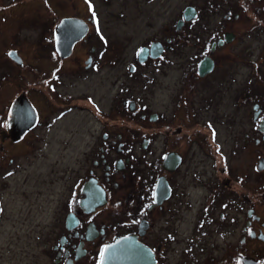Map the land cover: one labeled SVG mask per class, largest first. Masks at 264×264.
Returning <instances> with one entry per match:
<instances>
[{
	"label": "flooded vegetation",
	"instance_id": "1",
	"mask_svg": "<svg viewBox=\"0 0 264 264\" xmlns=\"http://www.w3.org/2000/svg\"><path fill=\"white\" fill-rule=\"evenodd\" d=\"M28 1L0 0V35L5 37L6 24L22 32L33 23L41 30L39 42H49L52 49L50 56L41 51L39 59L34 57L37 65L32 67L18 46L0 52V213L6 205L12 214L10 223L12 218L39 219L40 231L32 237L34 249L24 264H101V252L108 245L130 236L149 249L156 264H237V253L244 256L241 264L250 259L245 258L248 254L264 258V0H228L224 19L211 30L208 40L198 41V54L187 60L178 110L169 116L151 112L155 105L145 103L131 88L125 92L120 85L116 87L125 76L124 61L109 50L123 40L110 39L104 32L97 0H77L70 12L53 13V25L47 23L50 34H46L39 6H24ZM42 1L47 7L54 2ZM186 8L178 22L184 19ZM195 10L194 22L202 9ZM66 18L83 20L88 29L71 55L62 57L56 47V29ZM189 22H184L183 30L177 23V32L166 39L148 38L135 62H130L128 73L136 77L141 68L159 60L170 63L171 51L188 41L186 30L194 25ZM243 34L249 39L242 40ZM226 35H232L229 42ZM251 37L255 38L256 59L248 54ZM221 39L225 42L220 46ZM239 41L245 55L236 52L228 60L216 54ZM154 43L162 44V55L153 58L150 51L141 62L139 51L151 49ZM83 52L86 57L81 56ZM205 59L213 62V69L201 76L199 67ZM12 63L26 67L13 77L8 68ZM237 64L249 69L240 83L234 72H228ZM225 68L228 71L223 73ZM29 70L35 73L33 81L26 75ZM217 70L216 79L226 84L231 100L230 112L218 121L229 133L228 155L213 125L202 127L207 128L206 135L189 136L185 128L186 89L197 83L208 85L205 80ZM75 76L85 80L87 87L76 89ZM14 78L20 82L15 92L11 91ZM258 78L261 86L255 81ZM22 96L34 110L23 104L19 123L28 127L14 136L13 105ZM176 121L181 126L175 127ZM196 143L213 158L207 174L190 166L189 153ZM44 184H54V200L48 209ZM5 235L1 230L0 262L4 263ZM212 235L223 238L225 244L209 241Z\"/></svg>",
	"mask_w": 264,
	"mask_h": 264
},
{
	"label": "rangeland",
	"instance_id": "2",
	"mask_svg": "<svg viewBox=\"0 0 264 264\" xmlns=\"http://www.w3.org/2000/svg\"><path fill=\"white\" fill-rule=\"evenodd\" d=\"M77 0H54L53 6H45L44 1L35 0L28 1L24 6L37 5L40 8L39 16L45 20V24L49 23L53 25L54 17L63 13H68L72 10L73 2ZM227 1V3H226ZM221 0H97L96 6L98 11L103 17V29L108 34L110 39L123 40L119 44H115L109 50L110 55L121 56L124 61L125 76L121 79L116 87L120 85L121 89L128 91L131 88V92L135 95H140L144 98L145 103L152 106L151 112H160L163 115H173L177 111L178 98L183 93V86L185 83V71L187 66V60L192 55H196L199 52V42L208 40L211 30L218 26L227 14L229 8V2ZM232 1V0H230ZM213 2L214 6L209 4ZM58 4V5H55ZM222 5V6H221ZM192 6L195 9L201 8V17L196 21L192 18L188 24L190 26L187 31V42L180 43L176 46L168 55L170 63L165 60H159L157 64L149 66L147 68H141L139 75L132 76L128 73V66L130 62H135V57L138 50L142 45L148 41V38L166 39L173 34L175 27L178 23V19L182 11ZM52 7V8H51ZM51 8V10H49ZM53 13L56 14L53 16ZM41 19V20H42ZM33 23H28L27 27L23 28L21 32L14 24H6L5 34L0 35V52H4L8 47L14 46L20 50L21 54L29 62L28 67L37 65V60L41 51L45 52V55L50 56L52 49L49 42L40 41L39 35L41 33L40 28L32 27ZM230 24L226 26V30H229ZM50 25L47 24L46 34H50ZM53 27V26H52ZM43 28V26H42ZM240 28V24L236 26ZM186 29L185 26L181 30ZM45 30V28H44ZM248 38L245 34L242 36V40ZM249 39V38H248ZM253 46L249 51V56L252 59H256L258 56L255 46V38L251 37ZM239 42L228 43L226 46L219 49L216 54L218 56H228V60H233L234 54L245 55L243 44ZM113 50V51H112ZM243 51V52H242ZM251 53V54H250ZM46 56V57H47ZM81 56L86 57L85 52L81 53ZM245 58H248V57ZM28 64V63H27ZM26 67V66H25ZM25 67L18 66L15 63L11 64L13 77L18 72L20 73ZM228 68V66H227ZM229 70V68H228ZM223 69V73L228 71ZM249 71L245 66L237 64L228 72H234L235 81L240 83L243 81L244 76ZM27 77L29 80H34L35 73L30 70L27 71ZM220 75V70H217L213 74L209 75L205 80V84H193L186 89V95L189 100L188 108L189 113L187 115L188 122L185 125L186 133L189 136L195 134H208L207 128L204 126H212L217 130L218 139L224 145L223 151L228 152L229 133L225 132L221 121L226 117V114L230 112V108L227 104L231 103L228 97L229 93L225 92L226 84L220 85L216 79ZM74 86L76 89H84L87 87V82L82 81V78L76 77ZM224 82V80H222ZM257 84L261 86L262 79L258 78ZM225 82L229 85V80L226 78ZM23 83V82H22ZM234 82H232L233 84ZM19 79L14 78L11 86V91L15 92L17 85H19ZM113 89L114 86L110 85ZM116 88H114L115 90ZM120 89V90H121ZM259 92L261 89L256 88ZM227 93V94H226ZM254 93V92H253ZM111 95V92L109 93ZM183 108V107H182ZM182 117H185V111H182ZM175 127L181 126L180 121H176ZM194 125V126H193ZM162 140L158 138V142ZM203 145L195 144V148L190 150L189 160L191 161V167L201 168L204 174H207L213 166V158L207 153L206 149H203ZM228 155V153H226ZM239 159H237V162ZM236 161V160H235ZM236 162V163H237ZM23 176V171L19 174V178ZM48 181V180H46ZM50 182V181H49ZM51 183V182H50ZM53 185L44 184L45 197L44 205L45 209H48L51 202L54 200L52 195ZM206 193V191H204ZM24 199V198H23ZM23 199L22 202H23ZM7 204V201H6ZM10 212L4 206V212L0 213V231L4 230L6 233L3 240L2 254H4L5 262L0 264H24L28 261L29 255L34 249L33 243L31 244L32 237L36 232L40 231L39 224L36 221L39 219L29 218H12L14 222L10 223ZM24 214V213H23ZM12 215V214H11ZM192 218L189 219V221ZM17 222L18 225H17ZM240 231L237 228L236 237L239 238ZM209 241H217L219 245H224L225 240L217 236H211ZM233 241V240H232ZM8 245V246H7ZM10 253V254H8ZM215 255L214 251L212 252ZM205 260L209 257L208 252L205 253ZM245 258L253 259L257 262H264L263 254L252 255L248 254ZM244 256L236 254V263L241 264L239 261H243Z\"/></svg>",
	"mask_w": 264,
	"mask_h": 264
},
{
	"label": "water",
	"instance_id": "3",
	"mask_svg": "<svg viewBox=\"0 0 264 264\" xmlns=\"http://www.w3.org/2000/svg\"><path fill=\"white\" fill-rule=\"evenodd\" d=\"M196 15V10L192 7H188L184 13V19L178 22V29H181V26L185 21H190ZM88 26L87 24L77 18H66L63 19L61 24L56 29V47L59 54L62 57L71 55L75 43L81 40L87 33ZM232 35H226V41H230ZM224 40H220L218 45H223ZM217 43L213 44V49H215ZM151 51L153 58H159L164 48L160 43H154L149 48H142L139 51V59L141 62H144ZM11 57L22 63L21 59L18 57L16 52H11ZM213 69V62L210 59H205L200 63L199 71L201 76H205L210 73ZM23 104L30 105L29 100L22 96L17 99L13 105V119H15L14 124V136L18 135L20 130L26 129L28 125H22L19 122L23 119L21 117V110L24 108ZM69 222V221H68ZM101 264H156L155 259L149 249L143 244L139 243L134 236L123 237L116 241L113 244L108 245L104 249V255L102 256ZM242 264H260L259 262L253 259H246Z\"/></svg>",
	"mask_w": 264,
	"mask_h": 264
},
{
	"label": "snow or ice",
	"instance_id": "4",
	"mask_svg": "<svg viewBox=\"0 0 264 264\" xmlns=\"http://www.w3.org/2000/svg\"><path fill=\"white\" fill-rule=\"evenodd\" d=\"M93 16H95V13H93ZM103 255H104V251L101 252V256H103Z\"/></svg>",
	"mask_w": 264,
	"mask_h": 264
}]
</instances>
